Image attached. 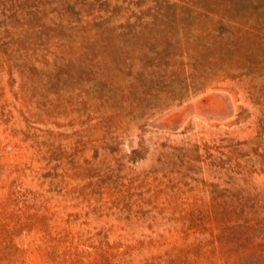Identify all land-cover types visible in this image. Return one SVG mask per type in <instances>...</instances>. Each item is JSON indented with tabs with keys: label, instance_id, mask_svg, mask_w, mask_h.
Masks as SVG:
<instances>
[{
	"label": "rangeland",
	"instance_id": "1",
	"mask_svg": "<svg viewBox=\"0 0 264 264\" xmlns=\"http://www.w3.org/2000/svg\"><path fill=\"white\" fill-rule=\"evenodd\" d=\"M0 264H264V0H0Z\"/></svg>",
	"mask_w": 264,
	"mask_h": 264
}]
</instances>
